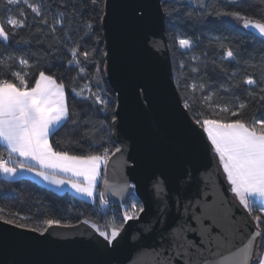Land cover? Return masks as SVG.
Segmentation results:
<instances>
[{"label": "water", "instance_id": "1", "mask_svg": "<svg viewBox=\"0 0 264 264\" xmlns=\"http://www.w3.org/2000/svg\"><path fill=\"white\" fill-rule=\"evenodd\" d=\"M161 2L105 0L101 19L105 77L116 99L112 139L121 149L109 156L104 181L135 186L113 195L103 181L101 192L116 205L134 195L145 212L112 246L83 221L43 236L0 221V264H211L256 230L207 134L183 107Z\"/></svg>", "mask_w": 264, "mask_h": 264}, {"label": "trees", "instance_id": "2", "mask_svg": "<svg viewBox=\"0 0 264 264\" xmlns=\"http://www.w3.org/2000/svg\"><path fill=\"white\" fill-rule=\"evenodd\" d=\"M104 1L100 0L99 7L89 3L83 12L77 8L74 14L71 7L67 8L69 18L71 19L74 15L71 30L66 21L63 26L56 25L54 35L48 26L40 23L39 18L21 5L26 13V27L17 30L18 34L8 46L0 42V57L6 59L10 55L23 56L32 65L31 68H25L18 63H13L7 74L0 72V78L15 82L12 72L20 71L23 74L27 71L31 73L29 77H26L31 87L39 71L43 70L46 74L53 75L58 82L62 80L65 83L70 118L62 127L54 129L49 136L50 143L58 151L67 150L70 154L86 155L101 154L104 149H108L110 156L118 148L112 139L111 132L116 99L107 83L104 71L105 49L101 28ZM39 2L44 4V15L49 24H54V14L57 9L64 10L65 4L79 5L80 0H39ZM201 2L206 5L205 8H200L197 0H162L161 2L174 83L183 104L186 99L190 101L191 107L187 109L190 117L195 120L197 113L202 111L204 116L210 118L225 120L240 118L249 123L254 118H264V103L258 101L259 88L264 86V40L244 28H239L228 16L209 15L210 12L238 11L243 16L259 20L261 9L257 6V0H201ZM18 11L13 6L12 12L9 13L0 2V18L16 15ZM89 19L92 21L93 29L91 35L81 41V50L94 48L95 52L90 57V61L94 62L86 64L87 78H80L78 69L70 68L67 63L71 58L68 48L72 45L64 46L57 41L63 40L66 31L73 40H79L83 35L81 22ZM5 28L11 31L6 24ZM177 36L189 39L192 42V48L182 49L178 44ZM22 41L31 43L24 44ZM49 45L53 47L50 48ZM228 49L233 50L235 60L224 58ZM193 56L198 57V60H193ZM81 60L83 62L82 57ZM97 64H99V76L102 79L101 95L109 101L106 109L92 99H82L72 92L73 87L79 91L86 83L91 84L92 91L97 90L94 79L97 74ZM193 68H197L198 71L193 72ZM249 77L257 81L258 86L252 88V91L257 94L255 98L249 97V86L244 84ZM193 84L197 86L196 91L192 90ZM201 84L205 85L203 92L199 90ZM209 93L213 94L209 101L212 105L228 106L235 110L238 102H244L247 107L241 111L239 117H232L230 113H220L219 107L216 108L219 114L213 115L212 110L200 99ZM85 95L88 93L86 92ZM0 152L5 153L2 148ZM104 179L103 170L97 184L100 191L97 192L94 201H90L81 199L68 191L60 193L46 188L28 178L8 181L0 177V209L4 210L6 218H11L13 213L26 217V223L33 227H44L43 221L46 219H59L64 225H73L85 219L100 226L113 221L120 224L123 212L132 203L141 206L140 201L132 195L124 205H116L110 199L106 205L102 206L99 193ZM256 214L258 213L255 210L252 215L249 214L252 220ZM254 225L256 226L255 223ZM260 228L264 231V223H261ZM257 243L260 251L263 252L264 236L260 237Z\"/></svg>", "mask_w": 264, "mask_h": 264}, {"label": "snow or ice", "instance_id": "3", "mask_svg": "<svg viewBox=\"0 0 264 264\" xmlns=\"http://www.w3.org/2000/svg\"><path fill=\"white\" fill-rule=\"evenodd\" d=\"M7 8L9 13L12 12L13 6L18 9L16 15H9L7 18H0V42L8 46L12 39L18 34L17 30L26 27V13L21 5L26 7L39 18L40 23L49 27L51 33L56 32V25L63 26L66 21L71 30L74 15L70 19L67 8L71 7L73 14L79 8L81 12L88 7L90 3L99 7L100 0H80L79 5L72 3L65 4L64 10L57 9L54 14V24H49L47 17L44 15V4L39 0H0ZM200 8L206 5L197 0ZM257 6L261 9L259 20L243 16L240 12L209 13V15L228 16L237 24H242L243 28H251L264 36V0H257ZM106 17V13H105ZM103 19V18H102ZM5 24L11 30H6ZM80 27L83 29V35L79 40H73L65 32L63 40L57 43L67 46L71 58L67 61L69 67L78 69V77L87 78L86 64L90 61L95 49L81 50V41L91 35L93 24L92 21L83 20ZM178 44L182 49L192 48V42L186 38L177 36ZM42 42V41H41ZM29 44L30 41H22ZM53 47V45H49ZM107 55V53H105ZM83 58V62L81 60ZM227 60H235L234 52L228 49L224 56ZM193 60L198 57L193 56ZM13 63H18L25 68H31L27 58L8 56L6 59L0 57V72L11 69ZM183 67V65H182ZM197 72V68L192 69ZM97 90L92 91L90 83H86L79 91L73 87L72 92L82 99H92L96 104L103 105L106 109L109 101L101 95L102 89L100 84L102 79L99 76L100 67L96 65ZM13 80L0 78V148L7 152V157L0 152V173L6 177H14L18 170H27L35 172L37 176L51 184L61 186L69 185L76 193L93 198L97 195L96 188L98 178L100 177L101 165L107 167L109 159V150L104 149L101 154L75 155L70 154L67 150H56L49 141V136L54 128H59L70 118V110L66 99L65 83L57 81L53 75L46 74L45 71H39L38 77L35 78L34 84L30 87L28 79L31 73L20 71L11 73ZM244 84L249 86L248 95L251 98L257 96L252 88L257 85V81L247 78ZM192 90L196 91L197 86L191 85ZM205 85H199V90L203 92ZM88 95H85V93ZM258 101L264 103V86L259 88ZM212 93L202 96L201 102L212 110L213 115H218L216 108L219 107L220 113H230L232 117H239L241 111L247 107L244 102H238L235 110L228 106L212 105L209 101L212 99ZM183 107L190 109V101L185 100ZM203 117V118H201ZM116 116H113L115 123ZM195 123L199 125L203 132L207 134V139L211 142L215 154L219 157V163L226 174L227 181L231 185V192L238 198L240 205L252 215L255 210L258 214L253 216L256 224V230L249 234L246 242L242 244H232L226 252L218 251V259L211 264H264V252H261L259 246L255 244L257 238L264 236V231L260 225L264 223V118L253 119L251 123L240 118L225 120L210 118L204 116L203 112H198ZM87 135V133H85ZM67 143V141H66ZM116 148L112 155L120 152ZM105 185L113 192V195H122L128 188L134 185L125 184L119 188H113L104 181ZM157 190L162 191L160 185ZM101 205H106L108 200L104 192L99 193ZM145 212L143 206L132 203L129 208L123 212L122 223L117 224L114 221L105 223L100 226L96 223H90L88 219L83 221L84 224H90L91 228L99 234L100 237L112 246L117 238L124 231V225L129 221L138 220L140 215ZM27 218L19 216L18 213L11 214V218H6L4 210L0 209V221L5 224L14 225L17 228H28L32 232L39 233L43 236L53 226L69 227L63 225L59 219H46L43 221L44 227H33L26 223ZM245 231H247L245 229ZM234 235H240L239 229H236ZM243 240L244 238L241 237ZM234 249V250H233Z\"/></svg>", "mask_w": 264, "mask_h": 264}, {"label": "crops", "instance_id": "4", "mask_svg": "<svg viewBox=\"0 0 264 264\" xmlns=\"http://www.w3.org/2000/svg\"><path fill=\"white\" fill-rule=\"evenodd\" d=\"M56 129V128H54ZM53 129V130H54ZM52 130V131H53ZM3 149V148H2ZM3 151L5 152L4 155L5 157H7V152L3 149ZM104 170V166L101 165V169H100V175L101 173L103 172ZM0 177L3 178V179H6L8 181H16V179H30V180H33L34 182H36L37 184L39 183L40 185L46 187V188H51L57 192H62V191H68L70 193H73L74 195H76L77 197L81 198V199H86V200H90V201H94V197L93 198H89V197H86V196H82L78 193L75 192L74 189H72L69 185L65 184V185H61V186H57V185H54V184H51L47 181H44L42 178H40L39 176H37L35 174V172H30V171H27L26 169L25 170H18L17 174L14 176V177H6L4 176L2 173H0ZM100 180V177L98 178V182ZM97 189V188H96ZM264 252V251H263Z\"/></svg>", "mask_w": 264, "mask_h": 264}, {"label": "rangeland", "instance_id": "5", "mask_svg": "<svg viewBox=\"0 0 264 264\" xmlns=\"http://www.w3.org/2000/svg\"><path fill=\"white\" fill-rule=\"evenodd\" d=\"M230 20H231L236 26H238L239 28L243 29L242 24H239V25H238L236 21L232 20L231 18H230ZM215 159H216V161H217V163H218V166H219L220 172H222L223 177L225 178L226 182L229 184V182L227 181V178H226V174L223 172V168H222V166H221L220 163H219V157H218L216 154H215ZM104 169H105V167H104ZM229 185H230V184H229ZM230 187H231V185H230ZM232 194H233L234 198H235L236 200H238V198L235 196V194H234V193H232ZM238 201H239V200H238ZM256 245H258V243H257ZM259 249H260V248H259Z\"/></svg>", "mask_w": 264, "mask_h": 264}, {"label": "built area", "instance_id": "6", "mask_svg": "<svg viewBox=\"0 0 264 264\" xmlns=\"http://www.w3.org/2000/svg\"><path fill=\"white\" fill-rule=\"evenodd\" d=\"M5 158H6V157H5ZM99 191H100L99 188H97V189H96V193L99 192Z\"/></svg>", "mask_w": 264, "mask_h": 264}]
</instances>
